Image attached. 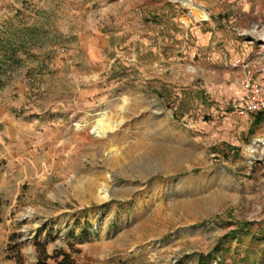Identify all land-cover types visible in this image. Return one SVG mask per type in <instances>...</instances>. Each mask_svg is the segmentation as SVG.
I'll return each instance as SVG.
<instances>
[{"label": "rangeland", "instance_id": "rangeland-1", "mask_svg": "<svg viewBox=\"0 0 264 264\" xmlns=\"http://www.w3.org/2000/svg\"><path fill=\"white\" fill-rule=\"evenodd\" d=\"M243 63L264 0H0V264H264Z\"/></svg>", "mask_w": 264, "mask_h": 264}, {"label": "built area", "instance_id": "built-area-1", "mask_svg": "<svg viewBox=\"0 0 264 264\" xmlns=\"http://www.w3.org/2000/svg\"><path fill=\"white\" fill-rule=\"evenodd\" d=\"M189 15L192 14L189 13ZM238 64H233V67H238ZM242 67L245 70L242 83L245 93L239 103L234 106V112L241 117L253 113H262L264 112V85L256 79L257 71L252 70L245 63Z\"/></svg>", "mask_w": 264, "mask_h": 264}, {"label": "bare ground", "instance_id": "bare-ground-1", "mask_svg": "<svg viewBox=\"0 0 264 264\" xmlns=\"http://www.w3.org/2000/svg\"><path fill=\"white\" fill-rule=\"evenodd\" d=\"M184 4L190 8L191 14L194 15L197 20H200V21L209 20V15L205 11L199 10L197 6L187 1H185ZM95 132L97 133L98 136L103 134L104 132L103 118L97 122ZM108 179H111V177L108 176ZM98 198L102 201H105L108 199V189H107L106 184H102L101 189L98 194Z\"/></svg>", "mask_w": 264, "mask_h": 264}, {"label": "trees", "instance_id": "trees-1", "mask_svg": "<svg viewBox=\"0 0 264 264\" xmlns=\"http://www.w3.org/2000/svg\"><path fill=\"white\" fill-rule=\"evenodd\" d=\"M61 256H62V259L60 261H58V258ZM54 259H56L57 264H75L74 261L72 260L71 255H69L65 252L58 253L54 257ZM40 264H48V263H46V261H43L42 263L40 262ZM199 264H208L206 258L201 257Z\"/></svg>", "mask_w": 264, "mask_h": 264}, {"label": "crops", "instance_id": "crops-1", "mask_svg": "<svg viewBox=\"0 0 264 264\" xmlns=\"http://www.w3.org/2000/svg\"><path fill=\"white\" fill-rule=\"evenodd\" d=\"M264 85V84H263Z\"/></svg>", "mask_w": 264, "mask_h": 264}]
</instances>
